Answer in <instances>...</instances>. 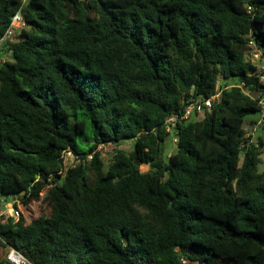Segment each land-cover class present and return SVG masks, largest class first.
Wrapping results in <instances>:
<instances>
[{
    "label": "trees",
    "instance_id": "1",
    "mask_svg": "<svg viewBox=\"0 0 264 264\" xmlns=\"http://www.w3.org/2000/svg\"><path fill=\"white\" fill-rule=\"evenodd\" d=\"M21 8L0 63V208L29 192L38 207L0 223V248L34 264H264V140L243 128L264 96L247 59L251 39L264 53V0H0V39ZM220 77V100L176 123L169 153L164 122ZM126 140L38 205L64 150Z\"/></svg>",
    "mask_w": 264,
    "mask_h": 264
},
{
    "label": "built area",
    "instance_id": "2",
    "mask_svg": "<svg viewBox=\"0 0 264 264\" xmlns=\"http://www.w3.org/2000/svg\"><path fill=\"white\" fill-rule=\"evenodd\" d=\"M29 0H22L23 5L25 6ZM249 12L251 11V6H247ZM27 28V23L23 18V8L19 9L12 17L7 30L4 35L0 39V63L6 61V58L2 56L5 45L9 43H14L21 39V35L23 30ZM249 47L251 48L250 53L247 57L248 61L252 63L253 66L257 69V74L261 79V83L264 84V53H262L261 49L256 45L254 40H249ZM10 53L8 52L7 57H9ZM222 78L220 77L216 84V92L210 98L204 101H197L194 97H191L189 100L188 106L185 108L182 114H173L167 118L164 122L166 129L172 135L176 134V123L181 121H188L193 118H201L205 115L206 112H211L213 104L220 100V95L222 91ZM239 87L243 88V84ZM249 94H252L249 92ZM253 96V95H252ZM259 100V104L261 106V117L262 119L258 121V125L264 123V96H259L257 98ZM256 128H254V131ZM176 142V139L174 138ZM108 146H112L111 143L101 144L96 151L91 152L87 155L81 156L75 153L71 148H68L63 151L61 155L62 167L57 172L58 182H54L55 174H50L47 178V183L44 188L40 192V201L47 195L48 190L55 187L59 182H62L69 168L77 166V165H86L88 162L94 159L96 152H100L103 148ZM115 149L113 155L116 154ZM101 153V152H100ZM40 177H38L34 183L38 182ZM31 195L29 192L27 195L25 193H21L18 196H14L10 199H2L1 200V208H0V223L3 220H7L8 218H14L16 221L24 218L26 222H28L33 216L36 214L37 207L36 205H30V209L26 210L25 201ZM34 207V208H33ZM26 210V211H25ZM33 210V211H31ZM3 249V248H0ZM4 259L8 264H34L28 258H26L21 252L13 247H9L6 250L4 249ZM183 262H186L185 260Z\"/></svg>",
    "mask_w": 264,
    "mask_h": 264
},
{
    "label": "rangeland",
    "instance_id": "3",
    "mask_svg": "<svg viewBox=\"0 0 264 264\" xmlns=\"http://www.w3.org/2000/svg\"><path fill=\"white\" fill-rule=\"evenodd\" d=\"M8 56L11 59V54H9ZM232 81L237 82V79H234ZM259 96H260L259 94H253L254 98H258ZM261 119H262V117H261L260 113H250L246 117V122H245L243 128H244V130H246L248 132L246 136L247 137L251 136L252 142H258L259 138L264 140V123H262L261 125H258V121ZM254 128H256L255 131H254ZM132 145H133L132 140L124 141V143L122 145H120L119 147H116L113 144H112V146L107 145L106 148H103L100 151L105 165L107 166V164L111 161V158H112L113 153H114L116 148L117 149L122 148V149L129 151L131 149ZM165 146L168 149L169 153H174L176 151V143L174 141V135H171L167 139V141L165 142ZM262 150H263V154L261 156L262 157V163L259 165L260 171H262L264 169V148ZM166 152H167V150H166ZM148 170H149V165H142L141 166L142 172H147ZM38 205H39V203H38ZM36 207H38V206H36ZM31 211H33V210H31ZM0 257L4 258V249H0ZM191 264H198V263H191ZM221 264H233V263L221 262Z\"/></svg>",
    "mask_w": 264,
    "mask_h": 264
}]
</instances>
